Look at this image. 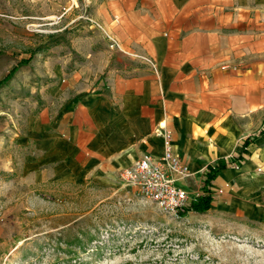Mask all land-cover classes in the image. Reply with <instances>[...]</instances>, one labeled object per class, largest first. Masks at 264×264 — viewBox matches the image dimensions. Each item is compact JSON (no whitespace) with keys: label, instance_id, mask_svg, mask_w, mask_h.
<instances>
[{"label":"crops","instance_id":"0c3cea01","mask_svg":"<svg viewBox=\"0 0 264 264\" xmlns=\"http://www.w3.org/2000/svg\"><path fill=\"white\" fill-rule=\"evenodd\" d=\"M94 16L138 63L111 68L94 89L52 86L60 106L27 136L29 177L113 182L142 153L161 155L168 129L193 199L224 161L210 210L264 223V0H96ZM240 152L245 161L231 165Z\"/></svg>","mask_w":264,"mask_h":264},{"label":"rangeland","instance_id":"374dc122","mask_svg":"<svg viewBox=\"0 0 264 264\" xmlns=\"http://www.w3.org/2000/svg\"><path fill=\"white\" fill-rule=\"evenodd\" d=\"M95 3L0 0V264H264V223L211 208L182 215L191 203L173 215L121 178L27 174V136L60 106L52 86L94 89L111 68L138 63L110 48Z\"/></svg>","mask_w":264,"mask_h":264},{"label":"built area","instance_id":"2783aa9c","mask_svg":"<svg viewBox=\"0 0 264 264\" xmlns=\"http://www.w3.org/2000/svg\"><path fill=\"white\" fill-rule=\"evenodd\" d=\"M107 35L111 49L127 52L117 37L110 33ZM145 60L156 69L155 61L150 58ZM162 136L163 153H142L132 164L123 168L120 178L125 184L136 187L141 195L154 201L163 211L178 215L194 200L184 184L193 172L177 152L173 132L164 130ZM218 192H223V189H218Z\"/></svg>","mask_w":264,"mask_h":264},{"label":"trees","instance_id":"16d2710c","mask_svg":"<svg viewBox=\"0 0 264 264\" xmlns=\"http://www.w3.org/2000/svg\"><path fill=\"white\" fill-rule=\"evenodd\" d=\"M16 70V68L11 71L5 80L9 78L12 73ZM3 82V81H1ZM0 82V84H1ZM259 135L264 134V123L261 129L258 132ZM251 138L247 137L243 140L242 146H243V152H247V148L250 144ZM243 152H240L233 156L232 160L230 161L231 165H240L245 161V156L243 155ZM227 164L224 161H218L215 165H209L207 172L204 175L203 180V195H201L197 200H193L190 204V206L187 208L186 211H182V215H186L188 211H196V212H207L213 205L214 197L211 192V185L217 175V173L223 169L226 168Z\"/></svg>","mask_w":264,"mask_h":264}]
</instances>
